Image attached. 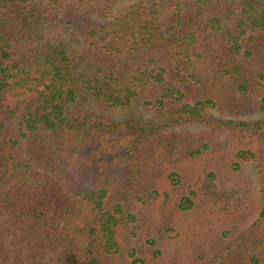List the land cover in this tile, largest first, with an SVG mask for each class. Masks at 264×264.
I'll return each instance as SVG.
<instances>
[{"label": "trees", "instance_id": "16d2710c", "mask_svg": "<svg viewBox=\"0 0 264 264\" xmlns=\"http://www.w3.org/2000/svg\"><path fill=\"white\" fill-rule=\"evenodd\" d=\"M120 1L0 0V264H264V0Z\"/></svg>", "mask_w": 264, "mask_h": 264}, {"label": "rangeland", "instance_id": "374dc122", "mask_svg": "<svg viewBox=\"0 0 264 264\" xmlns=\"http://www.w3.org/2000/svg\"><path fill=\"white\" fill-rule=\"evenodd\" d=\"M137 0H122L119 2V7H122L124 9L129 8L132 4H134ZM118 7V5H117ZM212 117H216L218 120H233L237 123L243 122V121H257V120H264V112L262 113H255L251 115H237V114H226V113H218L216 111H209ZM107 116H109L111 119L115 120L117 124L120 126V128L126 127L128 125V122H136L141 121L145 122L148 121V119L151 117L150 111H148L146 108H143L140 105H132L127 108H119V109H112L109 112H107ZM205 126V125H204ZM204 126H183L178 131L181 132V142L186 147H189V152H191L194 156L202 151L204 148H202V145L206 143V141L202 140L204 136H202L204 131ZM124 130V129H122ZM121 130V131H122ZM116 133L115 137H112L110 140L111 146H116L120 139L122 138V135ZM224 143V142H223ZM182 147L179 146L178 151ZM142 150V148H140ZM177 151V154H178ZM144 152V151H142ZM83 155L80 156V158H83L84 152H82ZM175 155V159L179 157V155ZM237 154V153H236ZM239 166L240 169L237 170V174L241 175L243 178L254 181L256 184V165L250 160L248 157L243 156L242 158H239L235 161ZM231 164V163H230ZM139 179V177H138ZM141 180V178H140ZM145 182V188L149 189ZM154 238L156 240V248L161 252V261L163 264H176L177 256L179 253V246L176 241L175 232H169V233H160L155 232Z\"/></svg>", "mask_w": 264, "mask_h": 264}]
</instances>
